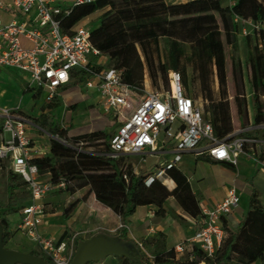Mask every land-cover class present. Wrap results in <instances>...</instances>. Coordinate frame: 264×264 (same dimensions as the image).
<instances>
[{"label": "trees", "instance_id": "trees-1", "mask_svg": "<svg viewBox=\"0 0 264 264\" xmlns=\"http://www.w3.org/2000/svg\"><path fill=\"white\" fill-rule=\"evenodd\" d=\"M96 13H100V16L98 27L90 33L91 43L102 55L109 57V68L122 70L123 83L142 88L144 73L147 71L152 86H156L160 77L164 86L160 90L166 89L167 74L175 71L181 75L185 95L190 96L186 92V66L189 63L197 75L200 96L203 97L204 94L207 97L205 106L202 107L203 114L211 123L214 136L223 139L232 132L230 103L220 94L215 98L209 90L208 80L214 70L219 82L225 83L223 48L226 45L232 51L236 50L241 30V25L234 23L233 17L264 23V0H236L231 8L223 0H191L178 4H167L164 0H94L90 4L72 8L68 14L58 16V20L62 31L70 33L81 21ZM116 25L120 27L93 41L95 35ZM202 30L207 31L192 44L186 45L165 37L162 50L160 48V36L179 31ZM240 37L254 42L248 52L247 64L251 66L248 82L253 91V122L260 125L264 123V100H260L264 99V34H261L260 39L254 32ZM134 39H139L137 45L133 42ZM89 62L92 64L93 61ZM92 68L95 72L101 71L93 66ZM87 78L84 70H76L71 74L66 88L83 85ZM229 81L232 82L234 91L233 117L238 126L244 128L248 124V115L243 75L240 61L233 57H230ZM32 122L51 136L65 140L64 130L55 124L53 116L41 114ZM111 137L112 132L101 130L78 135L76 142L102 147L100 151L89 153L74 151L58 139L50 140L48 155L33 158L31 163L42 176H50L52 183H58L62 179L66 181L65 187L58 192L88 188V195L93 194L98 203L118 216L121 225H127L136 209L143 206H153L156 209L155 216L164 217V204L169 198L189 217L197 218L201 215L200 200L192 192L188 178L179 168L172 167L166 171V177L174 184L172 190H168L159 179L146 185L145 181L151 173L136 174L130 162L123 163V157L110 156L108 143ZM206 161L214 162L210 159ZM0 170L6 180L9 201L5 208L0 206L2 244L10 249L8 243L13 232L10 230L8 218L20 213L28 205L27 203L16 210L12 200L16 191L23 192L27 189L22 178L8 169L7 162L0 163ZM223 230L224 238L212 257H208L193 245L185 247L186 257L181 260V255H177L174 248L166 249L165 236L158 233L147 243L152 248L153 260L144 261L142 253L139 254V259L141 264H252L257 260H264V207L259 203L256 191L251 192L247 211L235 230L227 226L226 220H223ZM117 236L130 241L126 229L120 230ZM80 241L82 239L78 237L75 247ZM20 252L37 256L52 264L47 256L37 250ZM113 259L114 264H137L124 257Z\"/></svg>", "mask_w": 264, "mask_h": 264}, {"label": "built area", "instance_id": "built-area-1", "mask_svg": "<svg viewBox=\"0 0 264 264\" xmlns=\"http://www.w3.org/2000/svg\"><path fill=\"white\" fill-rule=\"evenodd\" d=\"M93 1L0 0V68L24 74L28 89L46 94V104H51L59 89L70 82L74 71L84 70L88 75L84 86L97 91L104 113L114 120L115 130L108 143L111 157L141 154L138 163L143 164L147 158H157L170 150L172 157L157 163L146 185L154 179L167 178L166 171L177 167L186 153L236 168L245 145L254 142L246 136L249 128H233L225 138H216L211 123L204 117L202 105L185 95L179 72H168L166 89L147 90L144 85L138 88L123 83L122 70H93L88 56L97 59L101 53L91 43V32L77 25L70 33H64L58 20V16L68 14L72 8ZM223 1L231 8L236 0ZM233 22L241 25L240 36L254 32L260 39L264 34V23L238 16L233 17ZM0 122V163L7 162L8 169L22 178L29 196L15 230L52 264H70L76 250L75 241L78 237L83 240L86 231L60 241L39 232L46 214L43 198L66 185L63 179L52 183L50 176H42L31 163L33 158L47 156L49 145L36 144L29 138L27 129L31 123L18 110L0 107ZM166 145H170L169 150ZM258 164L264 171V159ZM238 206L239 195L234 185L215 206L200 205L201 215L193 218L196 230L187 241L188 246L196 245L212 257L224 238L223 220ZM119 228L128 231L126 225L120 224ZM147 234H155V229L149 227ZM134 243L145 258L153 260L141 242ZM174 251L182 255L184 248L178 245Z\"/></svg>", "mask_w": 264, "mask_h": 264}, {"label": "rangeland", "instance_id": "rangeland-1", "mask_svg": "<svg viewBox=\"0 0 264 264\" xmlns=\"http://www.w3.org/2000/svg\"><path fill=\"white\" fill-rule=\"evenodd\" d=\"M167 4H178V3H186L191 0H164ZM100 16V13H96L83 21L79 23L80 26L87 29L89 32H92L98 27V17ZM1 17V15H0ZM120 25H116L112 27L111 29H107L104 32L98 33L94 36L93 41L99 40L101 37L105 36L107 33L113 32L116 29H118ZM207 30L202 31H179L174 32L165 35L164 37H159V45L162 50L163 48V42L164 38H171L174 40H177L179 42H182L186 45L192 44L200 35H203ZM139 39H134L133 42L137 45ZM254 46V42L245 41L243 40L240 35L237 38V44H236V50L232 51L228 46L224 45L223 51H224V60H225V83L221 84L219 82V79L217 77V74L215 71H212L211 76L208 80L209 90L212 92V94L215 96V98L219 97V94L221 96H224L228 102L230 103V112L231 116H233V106H234V91H233V84L229 81V75H230V57H233L234 60H239L241 63V69H242V75H243V90L244 94H248L247 98V104L248 108L251 112V114H254L253 112V102H252V88L248 82L249 74L251 73V66H248V55L249 50ZM88 59L93 61L92 66L94 68H97L99 70H104L109 68L107 66L109 62V57L107 55H100L99 58H93L92 55L88 56ZM186 73H187V90L186 92L190 94L191 98H193L195 101H197L198 105L205 106V96L203 94L200 96V85L197 78V75L195 72H193V67L191 64H187L186 66ZM144 76H146L145 80L146 83H144V86L147 90H160V87L163 86L162 79L158 77L156 86H152L150 83V80L148 78L147 71H145ZM9 80V78L5 77ZM168 80V76H167ZM164 87V86H163ZM1 90V89H0ZM32 91L29 94H23L19 93V96L14 100L15 94L9 90H5V94L1 95L0 97V103L2 105H6V108L18 110L21 112L24 116L29 118H36L40 112H46V114L51 115L54 117L55 124L59 127V129L64 130L65 134V140L59 139L61 143L66 145L67 147L71 148L74 151L77 152H96L97 150H102V147L100 145L98 146H92L89 144H81L75 141V138L80 134L95 132V131H103V132H112L114 133L115 126L114 122L111 120V116H104L101 111H99V107L97 104H94V96L90 97H84L81 98L78 94L72 93L67 96H61L56 99V104L48 107L43 106L45 103V97L46 94L42 92L36 99L31 96ZM264 100V99H260ZM0 104V105H1ZM258 128L260 130L259 133L264 135V123H261L258 125ZM40 129V128H39ZM40 140L42 141H50V140H56L55 137L51 136L48 132H38L36 133ZM97 144H100V142H97ZM166 150L170 149V145H166ZM123 157L122 161L124 164H128L129 162L135 165V168L137 172H147L146 170L152 171L154 168V159L147 158V161L145 163H138V160L140 159L139 156H118ZM172 156L169 154L162 156V160L170 159ZM186 164H189L191 161L189 159L184 160ZM6 164H3V166ZM205 171L207 175H209L210 167L208 165H204ZM182 170L185 172V174H189L194 176L195 178L198 177L199 172H196L193 167L185 168L182 166ZM149 172V171H148ZM153 172V171H152ZM209 177V176H208ZM165 179V181H164ZM164 179H161V182L166 186L168 190H172L174 188V184L167 178L164 177ZM195 185V183H193ZM209 184V183H208ZM214 186V185H213ZM215 188H212L208 186L206 190V198L208 201L213 202V200L210 199V193L209 191H213ZM78 191V192H77ZM75 190L74 192L69 191L66 193L61 192H55L52 194H49L45 196L44 201L47 204V211L50 212H63L66 207L71 205L76 198L75 193L78 194V197L81 198L82 201H86L88 197V188H84L82 190ZM197 197L200 199V192L197 193ZM13 208L18 210L21 206L26 205L29 203V197L26 190L23 192L16 191L15 196L13 198ZM7 199V193H6V180L3 176V171L0 170V206L3 208L6 207L8 204ZM247 202L246 198L242 199L240 206L243 208V205H245ZM74 209V208H73ZM144 214V210L139 208L137 212V216ZM19 214H13L9 216L8 220L10 223V226H15V223L18 219ZM113 222L110 223L109 226H106L99 217L96 216L95 213L91 214H82L79 219L76 221V229L80 231H86L84 234V239H87L89 237H92L93 235L97 233H106L109 235L116 236V233H119L120 228L115 219H112ZM95 227V228H93ZM113 227H116L115 229H112ZM13 236L8 243V247L13 250H23V251H29L31 250V244L23 238L16 230L13 231ZM146 242V243H145ZM144 246V248L148 251L150 255L151 249L149 247V241H143L141 242ZM135 244V243H134ZM139 254L141 253L135 244ZM36 250V249H34ZM186 253V251H185ZM182 254L180 256V259H185L186 254ZM142 255V254H141ZM142 258L144 261L149 260L145 258L142 255ZM104 261V264L114 263L115 260L113 257H107ZM95 264V263H90Z\"/></svg>", "mask_w": 264, "mask_h": 264}, {"label": "crops", "instance_id": "crops-1", "mask_svg": "<svg viewBox=\"0 0 264 264\" xmlns=\"http://www.w3.org/2000/svg\"><path fill=\"white\" fill-rule=\"evenodd\" d=\"M5 77L9 78V80ZM145 78L146 76H144V83H146ZM27 83L28 80L24 74L9 68H0V97H2V94H5V90H9L15 94L14 100L19 96V93H23L26 95L32 91L31 96L36 99L41 93L34 89H28ZM75 92H78L81 98L94 96V104L98 105L100 109L99 111H101L104 116L107 115L102 109L97 91L94 89H87L84 84L68 88H66V85L63 86L59 89L58 96L56 97V99L61 96L64 97ZM245 98L247 101L248 94H245ZM56 99L53 100L50 105L44 103L43 106L51 107L55 105ZM0 107L7 106L1 104ZM41 114H46V112H40L39 115ZM247 115L248 124L246 125V127L249 128V132L246 134V136L253 139L254 142L252 144L245 145L244 153L239 156L238 165L236 168L222 162H207L206 160H208V158H196L189 153L183 154L181 162L177 164V168H179L184 174L185 172L182 170V166H184L185 168L191 166L195 169L196 172H199V175L196 178L189 174L185 175L189 180L192 192L196 196L197 193L200 192L201 197L199 200L200 205L202 206H206L209 208L215 206L217 203L221 202L222 199L225 197L227 189L232 185L235 186L237 194L239 195V206L235 210H233L231 214L225 219L227 226L231 230H235L237 224L242 220L243 216L247 211L248 203L243 205V208L240 206L242 199L246 198L248 202L250 194L253 190L257 192L259 203L262 207H264V171L260 169V166L258 164L259 160L264 159V135L259 133L260 130L258 128V125L254 124L253 114H251L248 108V104ZM24 117L27 118L26 116ZM33 119L34 118H31L29 120V118H27V120L31 123L30 127L27 129L29 138L36 144H43L45 146H48L50 144V141H42L39 139L42 137H39L36 134L38 132H44V130L39 129V127L32 122ZM232 125L233 128L239 127L238 123L236 122L233 116ZM169 152L170 150L167 151L168 155L170 154ZM167 154L160 155L157 158H152L154 159V168L157 163L160 162L162 156H165ZM140 155L141 154L129 156L140 157ZM186 158L191 161L189 164H186V162L184 161ZM131 164L133 170L137 172L133 162ZM204 165H208L210 167V171L208 173L209 175H207ZM154 168L152 169V171L154 170ZM146 171H149L148 173L152 172L150 171V169ZM193 183H195V185ZM208 186L209 188H215L213 191H209L211 196L209 200L212 199L213 202L208 201V199L206 198L205 193ZM75 196L76 198L74 199L73 203L66 207L63 212L47 211V204L44 201V198L46 197L43 198L46 214L43 218L42 224L39 227V232L42 236L53 238L55 241H60L66 240L71 235L77 232H81L80 230H75L76 221L84 213H95L96 216L99 217L104 224H106V226H109L110 223L113 222V218L115 219L117 224L120 225L119 217L116 216L110 209L98 203L95 200L93 194H89L86 201H82L81 198L78 197L77 193H75ZM139 208L144 210V214H140L139 216H137ZM164 209L166 212L164 217L159 218L155 216L156 209L153 206L138 207L135 213L131 216L129 223L126 225L128 228L127 238L132 242H143L146 240L150 242L156 237L158 233H162L165 236V244L167 250L175 248V246L178 245H182L185 249V247L188 246L187 241L194 235V232L196 230L193 218L186 215L172 198H169L166 201V203L164 204ZM15 226H10V230L13 231L15 229ZM149 227H153L155 229V234H147V230ZM115 228L116 227H113L112 229ZM117 235L118 233H116V236ZM149 247L150 249H152L151 246ZM31 249L34 248L31 247ZM104 261L106 260H101L100 262H97L95 264H104ZM252 264H264V260H257Z\"/></svg>", "mask_w": 264, "mask_h": 264}, {"label": "water", "instance_id": "water-1", "mask_svg": "<svg viewBox=\"0 0 264 264\" xmlns=\"http://www.w3.org/2000/svg\"><path fill=\"white\" fill-rule=\"evenodd\" d=\"M107 257H124L133 263L141 264L139 252L134 242L122 240L118 236L106 233H97L80 241L76 246L70 264L97 263ZM0 264L49 263L37 256L3 247L2 229L0 226Z\"/></svg>", "mask_w": 264, "mask_h": 264}]
</instances>
